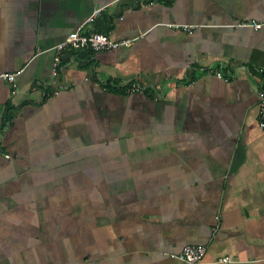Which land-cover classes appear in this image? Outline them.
I'll return each instance as SVG.
<instances>
[{
    "label": "crops",
    "instance_id": "crops-1",
    "mask_svg": "<svg viewBox=\"0 0 264 264\" xmlns=\"http://www.w3.org/2000/svg\"><path fill=\"white\" fill-rule=\"evenodd\" d=\"M2 73L0 264H264V0H0Z\"/></svg>",
    "mask_w": 264,
    "mask_h": 264
},
{
    "label": "built area",
    "instance_id": "built-area-1",
    "mask_svg": "<svg viewBox=\"0 0 264 264\" xmlns=\"http://www.w3.org/2000/svg\"><path fill=\"white\" fill-rule=\"evenodd\" d=\"M101 9H97L94 13V16L99 14ZM171 26H177L179 28H183L184 30H188L189 32L193 31L194 25L191 24H169ZM243 26H254L261 27V23H251V22H243L241 23ZM132 43L131 39H126L123 41H116L110 37L108 33L99 32V31H90L86 32L82 28H79L75 31H72L68 34L64 41L58 43L55 47L56 56L53 63L52 75H59L61 68V57L65 50L72 49L74 51H105L117 49L123 46H128ZM217 75L221 78H227L226 74L222 71H219ZM16 77L15 73H2L0 74V78H6L11 81H14ZM103 86L105 89H109L110 86H113V83L110 81L103 82ZM122 90L126 94H135V93H143L147 90V87L138 82L131 81L125 84L122 87ZM259 104H258V119L259 126L264 131V82L259 86ZM156 97L161 95L160 91H157ZM207 253V246L203 244H192L186 245L183 250L179 253L172 254L173 257L186 261L190 264H202L204 262L205 256ZM233 259L230 257H224L220 259L222 263H230Z\"/></svg>",
    "mask_w": 264,
    "mask_h": 264
},
{
    "label": "trees",
    "instance_id": "trees-1",
    "mask_svg": "<svg viewBox=\"0 0 264 264\" xmlns=\"http://www.w3.org/2000/svg\"><path fill=\"white\" fill-rule=\"evenodd\" d=\"M109 89H112V90H113V89H114V87L110 86V88H109Z\"/></svg>",
    "mask_w": 264,
    "mask_h": 264
}]
</instances>
